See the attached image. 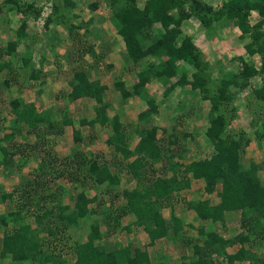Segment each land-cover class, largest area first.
<instances>
[{
	"label": "trees",
	"instance_id": "1",
	"mask_svg": "<svg viewBox=\"0 0 264 264\" xmlns=\"http://www.w3.org/2000/svg\"><path fill=\"white\" fill-rule=\"evenodd\" d=\"M5 1L12 4L9 10L14 9L17 14L25 17L31 15L36 17L40 12L33 3L20 5L19 0ZM107 1L111 9L109 20L124 42L127 59L135 67H142L136 70L138 81L132 88L127 89L121 80L114 82L122 98L138 96L147 104V108L138 114L140 123L136 132L139 138L134 149L128 148V141L122 132L118 116L109 117L107 114L109 103L104 100L105 85L91 79L87 70H73L70 79L71 90L65 100L74 102L83 97L94 98V117L89 120L81 119L80 124H87L91 128L95 124L109 127L110 134L105 141L106 144L113 146L115 152L121 153L124 157L134 156L127 163V169L136 179L137 185L131 189H123L124 205L116 209L111 228L125 229L121 226V218L132 213L135 218L133 225L142 228L147 234L149 239L147 245L162 237L187 240V245L190 247L192 245L193 253L188 256L190 258L184 255L177 264H212V254L225 255L231 262L235 259L259 260L257 252L251 249L250 240L254 237L264 238V178L262 181L260 177V172L264 174V159L261 163L253 159L245 162L242 160L241 152L249 144V139L243 135L234 137L226 133L227 118L224 114L226 109L224 105L233 101L232 89L241 91L248 85V80L257 74L260 75L262 82L253 88L252 94L264 103V0H225L217 9L203 0H145L142 6L138 0ZM72 5L71 0H64L63 5L59 7L54 5L53 11L46 18L45 26L62 25L69 34H73L75 25L72 18L78 16L69 12ZM91 7L94 9L96 5ZM251 12H256L259 16L254 23L249 22ZM192 16L198 17L204 27L221 21H224L225 26L227 22L233 23L240 31L239 38L249 39L243 46L244 53L250 57L255 54L260 56L259 68L256 69L254 65L241 59L243 62L241 69L238 67L235 71L223 70L219 72L216 80L213 79L210 67L212 63L205 60L191 37L182 36L181 25ZM26 24V20L23 19L16 30L15 38L9 40L4 49H0V72L12 70L10 66L12 59L7 61L1 59L3 55L9 58L13 54V57L15 56L19 43L28 37L25 31ZM89 47L88 49L93 51V46ZM147 58H151V61L146 62ZM30 59L31 57L20 56L17 59L20 62V69L24 70ZM26 76H29V80L37 79L38 73L32 70ZM175 77L177 79L174 80ZM152 79L164 82L162 92L164 97L168 96L176 85H189L192 91L197 90L204 100L209 101V126L204 135L212 146L210 156L187 163L173 159L174 152L169 148V143L173 144L177 136L172 135L174 140L168 141L157 137L158 127L149 122L150 116L158 112L155 98L146 97L144 92L145 84ZM10 105L14 116L12 129L19 134L20 126L26 128V133L36 135L39 141L43 139L44 142L46 140L49 142L52 136L62 134L64 126L72 124L73 121L67 111L54 107L39 110L33 101L24 102L16 98ZM15 130L4 133L2 137L6 140L12 139ZM77 133L74 131V140H79ZM256 134L259 142H263L264 123L262 130ZM39 148L44 150L45 146ZM45 152L49 159L46 161L42 158L37 176L57 170L54 169L55 164L52 162L60 163L66 159V157L59 159L48 149ZM24 153V148L15 144L12 145V149L0 145V156L6 158L2 161L4 170L9 174L16 173V169L22 163L21 159L28 155ZM11 154H19L21 159L10 164L13 159ZM156 164H160L159 167H156ZM68 165L70 170H79L80 167L78 162H75V168L72 167L73 164ZM84 166H87L88 179L92 180L95 186L102 184L119 186L118 174L112 173L107 163L93 159L87 161ZM190 175L204 181V191L207 194L214 193L218 199L213 204L207 198H195L186 202V208L194 211L195 220L202 223L197 227L194 238L187 236L183 219L176 217L174 213L169 219H165L161 212V208L168 206L175 193L190 187ZM42 186L48 189V183L45 182ZM23 191L26 199L15 200L14 209L6 212V215L0 214V221L5 227L8 225L7 216L15 224L11 230L3 232L1 256L5 258L6 255H10L15 264H62L65 259L58 257V253L54 251L56 246L53 241V247L49 246L51 251L43 250L40 243L41 234L52 238L57 234L63 237L71 226L80 227L81 218L88 213V206L93 202V198L88 196L84 189H80L73 204L70 205L62 202L61 188L41 194L37 201H34L36 197L33 195L37 191L35 187L34 189L24 187ZM13 192L1 193L0 203L8 199L13 200ZM39 200L43 202L39 203ZM27 204L32 206V210L27 209ZM231 211H240L242 230L225 239L209 226L217 221L223 223L225 214ZM88 229L84 239L74 240L75 264H150L147 245H133L129 242L125 246L107 250L101 242L103 234L99 225L92 223ZM246 243L248 246H245ZM233 244H239V247L235 252H228L227 248Z\"/></svg>",
	"mask_w": 264,
	"mask_h": 264
},
{
	"label": "rangeland",
	"instance_id": "2",
	"mask_svg": "<svg viewBox=\"0 0 264 264\" xmlns=\"http://www.w3.org/2000/svg\"><path fill=\"white\" fill-rule=\"evenodd\" d=\"M144 1L145 0H138L139 5L142 6ZM203 1L211 4L214 9H217L225 0ZM18 2L20 5L33 3L35 7L39 8L40 12L36 17L33 15L25 17L22 14H17L14 9L9 10V7L12 5L11 3H6L5 0H0V49H4L7 42L15 38L16 30L22 23L23 19L26 20L27 24L25 31L28 34V37L17 46L14 57V54L10 58L7 55H3L1 59V61L12 59L10 61L12 70L10 71L9 69H6L0 72V139H2L0 140V145L8 146L12 149V145L15 144L23 147L24 154L28 155L26 158H20L22 163L19 164L16 173L12 174H9L4 170V164H2V161L6 160V158L0 156V194L11 193L14 191L13 200L10 201L8 199L5 202L0 203V214L6 215V212L14 209L15 200L24 201V199H26V194L24 193L25 190L23 191L24 187L30 189H34L35 187L37 191L33 193L36 197L34 201L40 199L41 194L44 195V193L57 191L61 188L62 202L70 205L73 204L77 192L80 189H84L87 195L93 198V202L89 204V211L86 216L81 218L80 227L76 228L71 226L72 228L65 231L63 237L59 236V234L54 238L46 234H41L40 237V243L45 252L51 251L52 249L49 248V246L53 247V244H55L56 247H54V251L58 253V257H62L66 260L70 258L68 257V254H74V240H82L84 237L83 233L89 230L88 227L92 223L99 225L103 234L102 240L108 236H119L121 234L120 231H117L119 227L113 230L110 226L115 218L116 209L121 205V198H119L118 195L122 193L123 189L133 188L134 184L136 185V182L134 183V181L131 180L132 176L126 172V167L121 165L120 160L116 156L115 150L112 148L106 149L104 140L106 131L101 129L104 127L98 126L97 129L88 128V130L85 131V134L78 130L77 136H79V140H74V135L71 136L70 132L75 129L74 123H76L78 127L80 125L79 119L82 117L89 118V115L94 111V98L83 97L74 102L65 100L68 92L71 90L70 79L72 78L73 70H87L91 79H95L100 83L102 82L101 84H103L104 81L105 84L103 85H105V87L110 85L108 84L109 78L103 73L105 72V68V70H107V73H105L109 75L112 74L111 78H114V82L120 80L123 76L121 73H115L112 71L113 64H110L112 63L110 62L111 57H108V54L110 53L108 51L109 47L107 49L103 48L104 44H106L105 41H112L110 40L111 36L109 37L106 32L112 29L115 31V29L109 20L111 9L107 0H71L73 5L71 8L69 7V12L78 16L72 18V23L75 25L73 34H69L62 25L50 24L49 26H45L46 18L53 11V6L55 5L59 7L60 5H63L64 0H19ZM94 4L96 5V8L92 9L91 5ZM258 17L259 16L256 12H251L249 22H256ZM188 20L189 21L187 22L183 21V26L181 25L182 36L187 35L194 40V36L203 34L206 31V36H204L203 39L210 43L212 38L213 40L218 39V34H220L219 31H221L225 41L236 40L234 44H239L238 39H234V30L239 29L231 22H227L228 24L226 26L223 25L224 21H221L214 24V26L204 27L199 22L198 17L192 16ZM95 42H99V49L101 50H99V52L101 53H95V50L91 51L88 49L90 48L89 46H93ZM225 43L224 45H229V47L224 48L225 46L223 45V48L217 49L215 56L219 59L212 62L210 66L213 72V79L216 80L219 76V72H223V70L225 71L228 68L236 69L237 67H241V63L243 62L254 65L256 69L259 68L261 60L258 54H255L250 58H240L235 52L240 50L241 47H233L231 42H228L230 44L227 42ZM23 55L28 58L31 57L24 70L20 69V62L17 60ZM146 60V62H150L151 58H147ZM112 61L115 62L114 65L125 63L122 57H119L118 59L116 57V59H112ZM134 68L135 71L138 69L137 67ZM124 69L126 72L132 71L129 66ZM32 70L38 73V78L29 80V76L26 75ZM175 79L176 78H174V80ZM260 82H262V79L259 74L252 76L248 80V85L241 91H235V89H232L234 91L232 94L233 101L224 105V107H226V109L224 108V114L227 118L225 127L226 133L234 137L243 135L249 139V144L245 146L241 152L242 160L244 162L253 159L256 162L261 163L264 159V141L262 140L263 142H259L256 134L257 131L262 130L264 123V103L252 94L253 88H255V86L257 87ZM123 83L124 86L126 84L130 85L131 81L129 80L126 84L125 81H123ZM159 83L165 87L163 81ZM114 88L115 86L108 91H106L107 87L105 88L104 100L108 103H110L111 100L114 101L115 108L113 110L110 109V113L122 114V107L124 106L123 102H126V99L119 97L118 100H116L114 97L117 95L119 96L120 91L118 92ZM126 88L130 89L131 87L128 88L127 86ZM149 90L146 93V97L151 96ZM188 91L189 90L186 92ZM16 98H19L21 101L24 100V102L33 101L39 110L54 107L55 109L57 108L59 110L67 111L73 122L71 126L65 128V131L62 132L63 135L60 134L61 137H59L60 135L52 136V139H50L49 142H47V140L44 142L42 139L40 140L42 144H39L40 141L38 137L31 133L27 134L26 128L19 130L22 134H17L16 130L12 129L11 126L14 121V116L12 114V106L10 105V102ZM190 101L191 100L187 98L184 102V107L180 108V112L176 111V116L173 122L170 120L160 122L159 137L165 138L168 141V139L174 140L172 135L175 134L177 136V140L173 144L169 143V148L174 152L173 159H181L180 161H183V163H187L194 159L208 157L212 152V146L204 135V132L209 125V120H207V118L203 116L202 111L199 110L202 109L200 105L197 104L193 107ZM116 106L118 109H116ZM197 111L199 112L197 113ZM161 124L163 126H161ZM19 128L21 129V126ZM100 129L102 131H99ZM14 130L15 136L12 139L6 140V138L2 137L4 133H7L8 131L13 132ZM39 146H45V149L42 150ZM46 149L53 154L58 152L62 154V156H65L66 159L60 163L57 161L52 162L55 164L54 169L57 170L37 176L40 172L38 170V165L42 158L46 159V161L49 159L47 156L48 154L45 152ZM11 156H13V159L10 164H14V159H18L21 155L11 154ZM93 159L107 163L112 170L114 169L113 171H116L120 179L119 186H107L106 184L95 186L91 182L92 180L88 179L87 166L85 167L84 165L87 161L89 162ZM30 162L34 164L31 165ZM75 162L80 164L79 170H70L68 163L72 166ZM72 167L75 168V165ZM67 168L69 169L67 170ZM26 170H29L26 178L23 177L19 182L13 181V177L23 174ZM260 177L263 181V172H260ZM190 179V188L175 193L168 204V206H172L171 208L174 207V209L171 210L172 213L176 214V217L183 220H191L186 214V202L190 200L192 196L207 198L211 203H215L218 200L215 194L208 195L204 191V181L192 175H190ZM45 182L48 183V189L47 187L45 188L42 186ZM15 189H17V191ZM115 194H117V196H114ZM20 195L22 196L19 197ZM42 202V200H39V203ZM26 207L28 210H32V206L27 204ZM35 207L36 204L34 208ZM6 219L8 222L6 227L0 221L1 244L3 241L4 230H11L13 225H15L11 222L10 217L7 216ZM240 221V211H231L225 214V220L223 223L217 221L211 223L209 227H211L214 232H217L218 235L227 239L242 230ZM31 222L33 223L32 218ZM195 224L197 227L202 225V223L199 222H196ZM196 225L192 229H184L186 234L188 232L194 233ZM187 236L194 238L195 234H187ZM183 240H185V238ZM186 241L187 240H181L182 245L176 242H172V244L174 245V250L179 249L183 253L186 248L184 255L186 258H190L188 256H191L193 253L191 249L192 245L191 247L190 245L188 246ZM250 242L252 243L250 245L252 251L257 252V257L259 259L254 262L264 264V238L254 237ZM0 246L2 249V245ZM245 246H248V244L246 243ZM238 247L239 244H233L228 247L227 250L232 253L235 252ZM178 254H180L181 257H178L175 260H172V257H159L157 260L155 258L154 264H177V262L184 256L182 253ZM0 257H2L1 250ZM6 257H10V255H6ZM213 257L226 256L212 254L211 259H213ZM212 261V264H214V260Z\"/></svg>",
	"mask_w": 264,
	"mask_h": 264
},
{
	"label": "crops",
	"instance_id": "3",
	"mask_svg": "<svg viewBox=\"0 0 264 264\" xmlns=\"http://www.w3.org/2000/svg\"><path fill=\"white\" fill-rule=\"evenodd\" d=\"M258 19H259V17H258ZM187 21H189V20H185L184 22H187ZM183 23H182V26H183ZM211 26H214V25H211ZM219 32H220V34H218V39L213 40V38H212L210 43H208L207 41H205L203 39V37L206 36V31L203 34H198L197 36L193 37L194 44L199 49V51L202 52L203 57L205 58L206 61H208L210 63H212L214 61H217L219 59V58H216V56H215V53H217V49L223 48L224 46H225L224 48H228L229 47V45H224L225 42H227V43L231 42L232 43L231 45H233V47H237V46L241 47L240 50H237L235 52V54H238L237 56H240V57H242L244 59L247 58V57L250 58L249 55L244 53V49H243L244 44L247 43L249 41V39L248 38L240 39L239 38L240 31L239 30H234V33H235L234 39H238L239 44H234V42L236 40L235 41H233V40H231V41L230 40L229 41L226 40L225 41L223 33L221 31H219ZM106 33L109 35V37L111 36L110 40H112V41L111 42H109V41L106 42L105 41L106 44H104L103 48L107 49L109 47L108 51L110 53L108 54V57H111L110 58L111 59L110 62H112V63H110V64H113V66H112L113 70L112 71L115 72V73H121L123 76L120 78V80L121 81H125V84L128 83V81L130 80L131 81V83H130L131 86L127 85V84L125 86L126 87L128 86V88L129 87L132 88V85H134L138 81V77H137L136 71L134 70L135 66L130 62L129 59H127V52H126V49H125L124 42H123L122 38L116 33V30L114 31L112 29V30H109ZM113 39H114V41H113ZM108 43H110V44H108ZM228 44H230V43H228ZM99 48H100L99 42H95L93 44V50H95L94 52L98 53L99 50H100ZM99 53H101V52H99ZM116 57H117V59L119 57H122L126 64L124 63L125 64L124 65V64L121 63V65H114L115 62L112 61V59H116ZM127 66H129V68L132 71H127L126 72L124 68H127ZM137 68L141 69L142 67H140V68L137 67ZM105 69H104V71L107 73V70H105ZM236 69H238V67ZM236 69L228 68L227 70L235 71ZM239 69H241V67H239ZM119 71H121V72H119ZM105 72H103V73L109 78L108 79V84H110V85L106 84L107 85L106 86L107 87L106 91H108V90H111L112 87H114V78H111L112 74L109 75V74H106ZM175 78L177 79V77H175ZM159 82H161V81L152 79V80L148 81L145 84V86H144L145 94L150 89L149 90L150 95L155 98V100H156V102L158 104V112L155 113V114H152L150 116V119H149L150 120L149 121L150 124L158 127L157 137H159V135H160L159 134L160 122L161 121H168V120L173 122V120L175 119V116H176V111L180 112V108L184 107V102H185V100L187 98H189V100H191L190 102L192 103L193 107H195L197 104L200 105V107L202 109H199V110L202 111L203 116H205L207 118V120H208L209 101L208 100H204L202 98L201 94H199L197 92V90L196 91H192L190 89L189 85H185V86L176 85L174 87V89L172 90V92H170L168 96L164 97L162 95L164 87ZM103 84H105L104 81H103ZM260 84H261V82L259 83V85ZM259 85H257V86H259ZM114 89L119 92V90L116 87ZM187 90H189V91L186 92ZM119 97L122 98L120 94H119V96L117 95L114 98H116V100H118ZM122 99H126V102H123L124 103V106L122 107L123 113L122 114H118V113H110L109 112L110 109L113 110L115 108L114 101L111 100L110 103H109V108L107 109V114H108L109 117H113L114 115L118 116V120H119V122L121 124V128H122V132L125 134L124 136L126 137V140L128 141V148L130 150H133L135 145L137 144L138 138H139V136H138V134L136 132L137 131L136 130L137 126L140 123L139 119H138V114L147 108V104L145 103V101L143 99H141L138 96H132V97L122 98ZM204 103L205 104L207 103V104L205 105ZM116 109H118L117 106H116ZM198 112L199 111H197V113ZM94 114H95V112L93 111L92 114L89 115V118L82 117V118L79 119V121L81 119L82 120L83 119H87V120L92 119L94 117ZM162 123H165V122H162ZM74 124L73 125H74L75 129H73V128L72 129L74 131L80 130L84 134H85V131L88 130V128L91 129V127L89 125H87V124H82L81 125L79 123L80 125L78 127H77L76 123H74ZM69 126H71V124L64 126V131H65V128H67ZM98 126L99 127H103V126H101L99 124H95L92 128L97 129ZM161 126H163V125L161 124ZM173 126H174V124H173ZM101 129L106 131V136H105V139H104L106 141V139L108 138V136L110 134V128L109 127H104V128H101ZM101 129L99 131H102ZM20 130H23V128H21ZM74 131L70 132L71 136L74 135ZM59 137H61V135ZM131 144H132V146H131ZM105 147H106V149L107 148L114 149L113 146L107 145L106 142H105ZM115 153H116V156L118 157V159L120 160L121 165L125 166L126 167L125 168L126 172H128L127 163H129L134 158V156L124 157L121 153H118V152H115ZM56 154H57L59 159H62L63 157H65V156H62V154H60L58 152ZM18 159H20V157ZM18 159H16V158L14 159L15 163L18 162ZM30 164L32 165L34 163L30 162ZM158 165H160V164H156V167H159ZM110 170H111L112 173L117 174L116 171H113L114 169L113 170L111 169V167H110ZM28 172H29V170L28 171L26 170V172H24L23 174L17 175V177H13V181L19 182L20 179L22 180L23 177L26 178ZM168 174H166V175H168ZM0 180H1V178H0ZM131 180L134 181V183L136 182V185H137V181H136V179L134 177H132ZM136 185L134 184L133 188ZM125 189H131V188H125ZM184 190H188V188H186ZM212 194H214V193H212ZM208 195H211V194H208ZM119 198H121V205L120 206L124 205V198L122 196V193L119 195ZM195 198H201L202 199L204 197L192 196L190 200L195 199ZM171 207L170 206H163L161 208L162 215H163V217L165 219H169L171 217V214H172L171 210L174 209V207L173 208H171ZM186 214H187L188 218H190L191 220H189V219L188 220H184V223L187 224V225L184 226V229L185 230L186 229L189 230V229L194 228V226L196 225L195 223L199 222V221L195 220V213L191 209L189 210V209L186 208ZM134 219L135 218L132 215V213L126 214L125 216H123L121 218V226L125 227V229L121 228V227H119L117 229V231H120L121 234L119 236L112 235V236H108L106 238H103L102 243H103V245L105 246V248L107 250H112V249H114L116 247L125 246L129 242H131L133 245H139V244L140 245H147L148 244L149 239L147 237L146 232L142 228L136 227V226L133 225ZM199 223H201V222H199ZM189 225H190V227H189ZM196 229H197V225H196ZM196 229L194 230V233L187 231L188 232L187 234H195L196 235L197 234V230ZM83 235L85 236V232L83 233ZM172 242H174V243L176 242V243L182 245L181 241L177 237L176 238L175 237H162V238L156 240L154 243L147 245L146 248H147V252H148V255H149V259H150V264H154V262H155L154 259L155 258L157 260V258H159V257H166V258L167 257H172V260H175L178 257H181L180 254H178V253H182L183 255L185 254L186 248L184 250V253L181 252L179 249L174 250V245L172 244ZM0 245H2L1 241H0ZM0 250H1V246H0ZM70 254H68V257H70V258L67 257L68 259H66L62 264H75L76 255L75 254H71L70 255ZM0 258H1L0 264H15L11 260L10 257H5V258L0 257ZM162 260H164V259H162ZM159 262H163V261H159ZM159 264H163V263H159Z\"/></svg>",
	"mask_w": 264,
	"mask_h": 264
},
{
	"label": "built area",
	"instance_id": "4",
	"mask_svg": "<svg viewBox=\"0 0 264 264\" xmlns=\"http://www.w3.org/2000/svg\"><path fill=\"white\" fill-rule=\"evenodd\" d=\"M213 260L214 264H261L249 259H235L231 262L226 257H213Z\"/></svg>",
	"mask_w": 264,
	"mask_h": 264
}]
</instances>
